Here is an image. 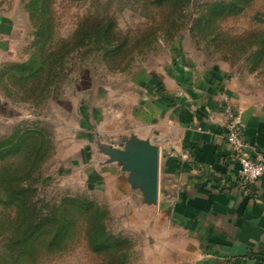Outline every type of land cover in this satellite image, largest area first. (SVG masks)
I'll return each mask as SVG.
<instances>
[{"label": "rangeland", "instance_id": "374dc122", "mask_svg": "<svg viewBox=\"0 0 264 264\" xmlns=\"http://www.w3.org/2000/svg\"><path fill=\"white\" fill-rule=\"evenodd\" d=\"M30 1L0 0V11L16 26L11 48L24 49L22 61L7 64L27 61L42 46L49 68L28 84L0 78L7 101L0 113V137L24 122L40 121L52 145L35 166L37 143L30 142L0 160V174L8 172L21 186H31L37 208L67 205L73 222L60 245L50 246L44 233L18 264H120L121 254L126 264H141L151 249L150 214L137 210L139 196L118 166L105 163L104 147L117 148L130 137L149 138L131 119V107L142 78L166 69L176 52L203 67L263 84L264 0H169L161 5L155 0H45L39 16L26 9ZM228 2L235 5L222 13L211 10L214 3ZM41 21L42 42L36 36ZM101 28L107 30L106 41ZM259 50L262 57L255 61ZM51 72L56 76L45 79ZM43 84H48L45 95L40 94ZM111 127L123 130L112 135ZM68 199H86L106 212L107 231L123 242L118 252L92 251L90 214L72 208ZM18 214V207L0 204V264H10L7 229L18 222Z\"/></svg>", "mask_w": 264, "mask_h": 264}, {"label": "crops", "instance_id": "0c3cea01", "mask_svg": "<svg viewBox=\"0 0 264 264\" xmlns=\"http://www.w3.org/2000/svg\"><path fill=\"white\" fill-rule=\"evenodd\" d=\"M15 31L0 11V69L22 61L24 49L11 48ZM138 92L131 119L162 150L159 206H137L151 219L141 264H263L264 176L240 182L222 111L230 105L238 116L244 154L264 157V83L176 52L166 69L142 78ZM6 105L0 90V113Z\"/></svg>", "mask_w": 264, "mask_h": 264}, {"label": "trees", "instance_id": "16d2710c", "mask_svg": "<svg viewBox=\"0 0 264 264\" xmlns=\"http://www.w3.org/2000/svg\"><path fill=\"white\" fill-rule=\"evenodd\" d=\"M45 0H31L26 9L34 16H39L42 12V6ZM158 5L169 0H155ZM180 2L181 0H176ZM188 0H184L187 2ZM234 2L214 3L211 10L215 13H222L224 9L233 7ZM100 36L106 41V28L99 29ZM45 24L40 22L37 24L36 36L41 42L45 36ZM44 44V43H42ZM31 54V57L21 63L5 64L0 70V78L13 80L17 84H28L34 80H38L49 68L44 62L42 46ZM263 54L259 50L254 55V60L261 59ZM56 73L51 72L46 78L53 79ZM48 91V84H43L40 94L45 95ZM30 142H36V152L33 156V165L37 166V162H42L48 156L51 149V138L46 132L44 124L40 121L24 122L15 126L10 133L0 137V160H4L9 156L17 154ZM34 189L31 186H21L18 177L8 172L0 174V204L4 206H16L19 208L18 222L7 229L9 237L7 238V248L9 249L10 264H18L21 255H31L35 242L42 237L44 233L49 235V245L58 246L67 237L71 225L72 218L67 211V205L62 204L57 207L45 204V211L42 207L37 208L32 200ZM72 208H78L82 212L90 214L89 224V243L93 252L104 253L110 251L118 252L119 246L123 244L120 238L110 234L104 221L106 212L95 207L86 199L69 200ZM121 263L126 264V254H121Z\"/></svg>", "mask_w": 264, "mask_h": 264}, {"label": "water", "instance_id": "95a60500", "mask_svg": "<svg viewBox=\"0 0 264 264\" xmlns=\"http://www.w3.org/2000/svg\"><path fill=\"white\" fill-rule=\"evenodd\" d=\"M117 148L104 147L105 163L115 164L126 175L131 191L141 205L158 206L160 195L161 148L150 138L130 137Z\"/></svg>", "mask_w": 264, "mask_h": 264}, {"label": "built area", "instance_id": "2783aa9c", "mask_svg": "<svg viewBox=\"0 0 264 264\" xmlns=\"http://www.w3.org/2000/svg\"><path fill=\"white\" fill-rule=\"evenodd\" d=\"M222 113L225 118L224 140L231 147L232 159L238 164V178L244 185L254 184L264 176V157L253 159L244 154L238 116L230 105H226Z\"/></svg>", "mask_w": 264, "mask_h": 264}]
</instances>
